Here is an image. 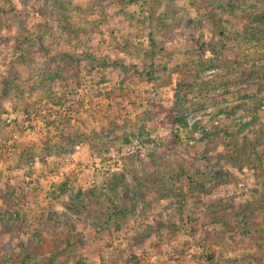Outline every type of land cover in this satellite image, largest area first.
<instances>
[{
  "label": "rangeland",
  "instance_id": "obj_1",
  "mask_svg": "<svg viewBox=\"0 0 264 264\" xmlns=\"http://www.w3.org/2000/svg\"><path fill=\"white\" fill-rule=\"evenodd\" d=\"M262 13L0 0V264H264Z\"/></svg>",
  "mask_w": 264,
  "mask_h": 264
},
{
  "label": "trees",
  "instance_id": "obj_2",
  "mask_svg": "<svg viewBox=\"0 0 264 264\" xmlns=\"http://www.w3.org/2000/svg\"><path fill=\"white\" fill-rule=\"evenodd\" d=\"M240 18L243 19V23L245 24V20H247L246 25H244V28H242L241 31H239L237 33V36L240 35L242 37V39H244L248 33H254L257 30V27L260 28L261 26H264V13L262 14H257V15H252L250 17L248 16H241ZM250 20V21H249ZM255 25V27H252L251 25ZM251 124L250 121H248L247 123L243 124V127L249 126ZM215 134V133H214ZM239 132H234L232 134L229 135V139L228 141L231 142L232 147H235L237 145L240 146L242 151L246 150V146L250 149H254L257 146L261 145L263 143L264 140V127H259L257 129V131L251 136V140L247 139V136L245 134H243L241 136V139H238ZM205 136H208L207 133H204L201 136V139H203ZM220 140H222V138L220 137ZM59 190L61 192L65 191V185L64 183H61L59 185ZM264 199V197H262ZM243 220L242 217H240V220H238L236 218V224H234V226H232L233 228H240L241 232H239V234L241 236L246 235V237L249 240H252L257 246H260L257 243V239H256V235H254L253 230L250 228L254 225H256V223H253L254 220ZM247 224V225H246ZM254 230L257 229V227L255 226V228H253ZM236 229H234L233 231H235ZM262 241H264V235L262 236ZM29 253H25L24 255L20 256V264H27V259L29 258Z\"/></svg>",
  "mask_w": 264,
  "mask_h": 264
}]
</instances>
